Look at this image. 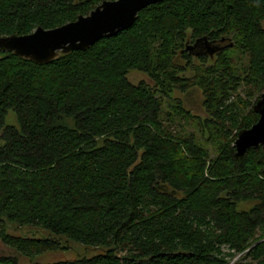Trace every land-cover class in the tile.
Returning a JSON list of instances; mask_svg holds the SVG:
<instances>
[{
  "label": "trees",
  "instance_id": "1",
  "mask_svg": "<svg viewBox=\"0 0 264 264\" xmlns=\"http://www.w3.org/2000/svg\"><path fill=\"white\" fill-rule=\"evenodd\" d=\"M102 1L0 0V38ZM263 23L264 0H167L46 63L0 52V243L23 258L70 242L104 251L52 264H264V150L234 147L258 120ZM192 87L203 119L173 98ZM10 111L19 130L4 126Z\"/></svg>",
  "mask_w": 264,
  "mask_h": 264
},
{
  "label": "water",
  "instance_id": "2",
  "mask_svg": "<svg viewBox=\"0 0 264 264\" xmlns=\"http://www.w3.org/2000/svg\"><path fill=\"white\" fill-rule=\"evenodd\" d=\"M167 0H103L87 16L63 26L44 30L37 28L23 36L0 38V52H10L33 63H46L59 53L84 51L96 42L113 37L129 29L140 11ZM257 122L241 131L234 142L236 156L241 157L249 148L264 150V92L254 105Z\"/></svg>",
  "mask_w": 264,
  "mask_h": 264
},
{
  "label": "rangeland",
  "instance_id": "3",
  "mask_svg": "<svg viewBox=\"0 0 264 264\" xmlns=\"http://www.w3.org/2000/svg\"><path fill=\"white\" fill-rule=\"evenodd\" d=\"M193 63L196 62L193 61ZM183 76L185 78H191V76H193V72L187 67V70L183 73ZM127 78L134 83L142 79L147 81V77L144 74L136 71L129 72ZM241 96L243 95L241 94ZM173 98L179 99L184 109L188 110L192 115L198 116L202 119L205 117V111L202 107L203 96L198 88H187L184 92L175 90L173 93ZM4 126L15 127L19 130L18 122L14 112H8L4 119ZM190 130L193 131V128H191ZM2 144L3 143L0 142V145ZM250 205L252 204L240 203L237 205V210H246ZM7 233L13 237H30L36 239L45 238L49 235L46 230L41 228L31 226L16 227L14 225L8 227ZM103 252L104 251L102 249L86 248L77 243L70 242L69 244H67L66 250L46 252L32 258H23L16 251L0 243V257L14 259L17 264H52L57 262L72 261L80 258L89 259L93 256L102 254ZM232 263L233 261L231 262V264Z\"/></svg>",
  "mask_w": 264,
  "mask_h": 264
}]
</instances>
